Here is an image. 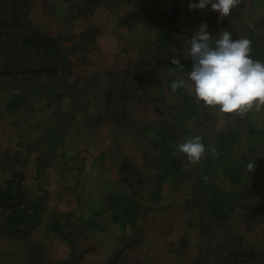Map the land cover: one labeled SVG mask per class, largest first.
Here are the masks:
<instances>
[{
    "label": "trees",
    "instance_id": "16d2710c",
    "mask_svg": "<svg viewBox=\"0 0 264 264\" xmlns=\"http://www.w3.org/2000/svg\"><path fill=\"white\" fill-rule=\"evenodd\" d=\"M60 1L66 5L65 18L87 24L85 30L78 36H71L68 33L53 35L44 29L35 27L29 18L35 0H3L1 2L0 80L8 83L5 88L0 89V93H5L0 95V111L5 107V110L16 113L21 120L27 119L34 109L32 104L34 98H37L38 101L45 99L49 106H52L54 101L61 106L62 101L68 98L73 102L72 108H79L83 104L84 93L99 84L103 77L112 76L113 79H117L123 73L132 77L134 85H132L133 82L129 84L127 79L115 84V87L108 92L107 108L103 114L98 115L94 123L88 125V130H93L100 124L99 122L103 123L107 119L116 125H123V128L126 127V123L132 117L129 110L134 107V104L146 99L153 103L157 111L161 108L159 105L170 107L166 98L154 97L153 93L147 91L148 89L145 90L148 85L146 84V74L149 66H153L157 73H161L164 68L179 70L178 66L172 63L173 59L180 61L184 66V71L187 73L191 71L192 60L177 54L173 48L179 40L178 35L182 32L178 26L180 23L179 2L175 3L169 12L164 13L159 11L158 7H148L147 0ZM74 8L75 11H72ZM122 8L134 10L132 14L135 20L143 25L149 27L157 25L159 28L157 41L153 42V46L136 62L133 68H126L122 72L101 69V72L95 71L90 77H79L77 70L82 67L80 64L87 62L90 53L98 51L97 38L104 24L97 22L96 18L99 13L110 11L118 14ZM125 18L119 19L118 27L127 26ZM231 35L233 40L240 39L234 32ZM252 35L248 39L251 41V50H255L258 45ZM149 44H152L151 41ZM250 56L254 61L264 62V55L252 56L250 54ZM41 77L48 78L47 80L53 79L56 83L52 86L43 83L38 87L28 84ZM71 77L76 79L69 85ZM158 78L160 81L157 83L163 88L165 79L164 77ZM139 84L141 85L139 86ZM64 86L67 87L66 90L57 92V88L61 90V87ZM164 101L166 104H163ZM208 110L205 108L202 114L198 113L188 103L184 106H176L173 111L170 108L167 113H174L180 124L195 117V124L198 127H203V132L196 135L202 137L201 142L205 146V156L201 163L195 164L194 171L183 168V165L188 163L186 154H183V157L178 160L167 158L166 167L169 169L163 174V177L159 175L156 180L154 178L156 181L155 195L161 194L163 186L168 181L167 177H169L173 190L184 189L187 184H190V181L192 185L196 186V197L191 202L188 212L193 216V221H195L204 241L200 254L196 258L197 264L215 263L216 260L213 261L211 258L210 249L215 244L217 236L228 233L237 234V238L244 237V232L240 230L244 226L242 221H245L246 225L252 229L257 227L254 221L247 220L251 219V216L243 215V209L248 208L244 203L252 196L259 199L264 191L262 190L264 175H261V172H264V157L259 149L264 143V129L256 128L255 125L250 124L254 115L248 112L244 115L229 114L230 120H228V128L225 131L207 132L209 128L206 121L208 118L214 117L213 113L216 111ZM160 112L162 114V111ZM72 115L76 116V113L73 112ZM69 117L65 119L68 120L66 124H63L60 118H58L59 120H55V118L37 120L33 126L22 132L19 147L22 149L23 145L27 144L28 151L39 153L37 160L46 159V164L42 162V159L37 162L38 166L49 167L53 165L51 164L52 159L55 158L58 160V164L62 165L64 172L69 171L70 174L65 175L63 179L66 181L68 178L73 181L70 190L78 197L76 205L73 203L71 211L58 214L56 208L58 203H61L58 201L54 205L55 208H52V212L45 216L46 205L45 211L41 210L43 204L49 200L48 194H33L31 189L25 185V172L17 169V166L24 164L22 152L2 153L0 158L4 163L1 166L4 170H9L11 176L0 183V240L12 239L13 241L27 242L32 238L36 229L42 228L47 236L62 240L66 246L68 245L73 250L71 254L78 257L83 248L85 250L90 248L84 247L88 243V240L85 241L82 238L84 230L107 232L118 228L119 232L113 238V242H118V245L122 242L128 243L130 246L134 241L133 238L141 239L146 234L148 211L156 210L161 197L157 199L158 202L156 201L158 204H142L144 190L138 189H143L145 180L142 172L138 171L136 174L125 175L121 183L115 184L111 187V191L100 195L99 198L102 202L100 210L91 209L90 192L86 190V185L82 182L86 161L81 160L77 164L81 152H78L76 148L68 147L66 142L64 143L65 134L69 133L72 124V119ZM39 130H43L44 138L40 144L32 147L34 143L30 134ZM244 130H247L250 138L249 150L251 152L248 155L240 156L236 147L242 146L239 137L244 133ZM174 135L175 132L170 134V140H175ZM41 144H45L46 151L41 149ZM160 146L161 142L158 141L156 147L160 148ZM213 146L219 153L218 156L212 155L211 148ZM97 159L104 160L103 154ZM130 162L127 159V163L124 164V172L132 167L133 164ZM249 162L255 163V171L251 173L247 169ZM97 163L99 164L98 161ZM193 174L194 176H191ZM204 176L209 177L208 183L203 180ZM226 186L229 191L224 190ZM43 212L44 214L41 215ZM254 214L253 217L260 218L258 226L263 227L262 234L264 235V205L259 206ZM128 236L130 240L126 241ZM254 236L251 240L254 242L246 249L240 247L241 242H237L234 237L237 245L233 246L228 256V264H264V240L255 231ZM48 246L46 243L44 245L39 241L34 242L29 251L30 257L34 254H41L42 257L48 254L46 253ZM2 253L4 254V252ZM46 258L48 257L46 256ZM43 262L45 260L39 264H43ZM99 263L103 264L104 261Z\"/></svg>",
    "mask_w": 264,
    "mask_h": 264
},
{
    "label": "rangeland",
    "instance_id": "374dc122",
    "mask_svg": "<svg viewBox=\"0 0 264 264\" xmlns=\"http://www.w3.org/2000/svg\"><path fill=\"white\" fill-rule=\"evenodd\" d=\"M1 2L3 0H0V4ZM146 2L148 7H158L159 11L164 13L169 12L175 3H184L183 9L185 8V13L179 16L180 23L178 25L182 32L178 35L179 40L173 48L177 54L186 59H191L188 53L190 50L189 41L193 35H184L188 32L185 30H198V25L202 22L208 24V32L211 34L213 46H215V40L219 38L220 31L227 29L231 34L232 32L236 35L238 34L239 38H248L250 35L255 34L252 37L256 39L258 46L255 50H251L250 54L252 56L264 55V0H239L238 5L223 20L219 19V13L210 10L211 5L206 10H191L189 8L190 3H199V0H147ZM65 6V3L60 0H35L29 18L36 27L45 25V27H49L51 32L78 36L80 32L85 30L87 24L82 21H72L65 18ZM75 8L72 11H75ZM59 10L64 15V19L58 13ZM133 11L132 9L122 8L118 14L110 11H101L99 13L96 18L97 22L104 24L97 38L98 51L90 53L88 60H86L87 62L80 64L82 67L77 70L79 77H90L95 71L101 72V69L122 72L126 68H133L136 62L153 46V42L157 41L159 37L158 26L152 25L149 27L141 24L138 20H135L132 14ZM57 13L58 15H56ZM72 14H75V12H72ZM124 17H126L127 26L118 27L119 19L121 20ZM150 41L152 44H149ZM171 70L174 69L164 68L161 73H157L153 66L147 67L146 84L148 85L145 87L146 89L144 88L145 90L148 89L147 91H150L156 97L166 98L170 107L159 105L161 108L157 111L149 99H143L144 101L134 104V107L129 110L132 117L130 118V123H126L124 128L122 127L123 125H116L113 121L107 119L103 123L99 122L100 124L95 126L93 130H87L86 133L83 131L85 124L89 120L88 118L93 117V120L94 118L96 119L103 107L107 108L108 92L115 87V84H119L124 79H127L129 84L133 82L132 77L124 73L120 74L117 79H113L112 76L103 77L100 84H96L89 91L92 93L93 99L90 104H87L88 106H85L87 99L84 96L82 97L83 104L79 108H72L73 105L71 104L73 102L69 99H64L61 106L55 101L52 106H49L45 99L38 101L37 98H34L32 99L34 109L29 114L30 121L39 119L50 120V118L59 120L58 118H60L62 123L66 124V121H68L65 120L66 118L70 116L69 119H72L69 133L65 134L64 139L69 134L68 140L70 141L71 138L74 147H77L76 150L81 152L80 157L77 159V164L84 157L88 160L89 177L86 185L90 192L91 209L100 210L102 202L99 194L111 191L108 189H111L115 184L121 183L125 175L129 173L136 174L138 171L142 172L145 185L143 189H138L144 190L142 204H158L157 199L161 197L160 203L157 205L159 207L156 206V210L148 211L147 232L144 237L141 239L138 237L133 238L134 241L130 246H128V243L123 242L118 245V242H113V238L119 232L118 228L107 232L84 230L82 238L85 241L88 240L84 247L90 248L87 250L83 248L79 252V256L74 257L75 254H71L73 250L68 245L66 246L62 240L49 237L42 228H38L36 231L39 230V232L35 233L33 239L39 240L44 245L45 243L48 244L46 251L48 254L43 257L41 254H34V256L30 257L29 251L31 250L32 239L27 242L1 239L0 264H39L42 260H45L43 264H100V261H104L103 264H197L196 258L200 254L204 241L195 221H193V216L188 212L191 202L196 197V186L192 185L190 181V184H187L184 189L173 190L169 177H167L166 180L168 181L163 186L161 194L155 195L154 192L156 177L159 175L163 177V174L169 169V167H166L167 158L178 160L183 157V153H180L176 146L183 143L186 137H194L197 133L203 132V127H198L195 124V117L186 120L184 124H180L174 113L167 112L170 111V108L173 111L176 106H184L187 103L201 114L205 108L211 112L216 110L213 113V115L215 114L214 117H210L206 121L209 128L207 132L227 130L230 117L228 116L229 114L220 113L218 109L205 107L203 102L196 103L194 94H189L184 88H179L173 92L170 87L171 81L180 78L187 79V72L175 70V75L170 76L169 72ZM158 77H164L165 79L163 88L157 83V81H160ZM47 79L41 77L32 80L28 84H32L34 87H38L39 84L43 83H48L50 86L55 85L56 82L53 79ZM73 79L74 77H71L69 81ZM7 83L0 80V89L5 88ZM132 85H134V82ZM66 88L65 86L61 87V90L57 88V92H62ZM4 94V92L0 93V95ZM163 104H166V102L164 101ZM80 108L82 109L80 110ZM88 108L94 115H87ZM160 111H162V114ZM73 112L78 115L79 113H84V115L80 118L78 115H72ZM250 112L254 115V118L250 117L252 122L250 124L255 125L256 128L264 129V108L258 112L255 110ZM17 119L16 115L11 111L5 110V107L0 111V157L2 153L6 152L5 150L10 149L9 143L13 139L12 135L17 133V130L11 124L16 122ZM79 123L80 125H78ZM81 125H83V128L80 127ZM79 130L82 131L79 132ZM172 132H175V140H170ZM43 136V133L30 134V137L38 140L43 139ZM239 138L242 146L240 148L236 147L237 153L240 156L248 155L251 151L249 150L250 138L247 130H244V133ZM158 141L161 142L160 148L156 147ZM41 149L43 150L42 147ZM259 149L264 157V143ZM104 152L107 154L109 161L104 162L105 166L102 169L97 167L91 160L94 156H99ZM33 156L37 155L33 154ZM127 159L133 165L127 169L128 171L124 172V164L127 163ZM56 160L53 158L52 163ZM3 163V159L0 158V180L8 177L9 173L3 171L4 169L1 166ZM33 163L34 161H25L22 166H17V169L26 171V186L28 188L33 191H48L49 200L46 204H43L41 211H45L46 205L45 213L46 215L50 214L58 201L61 202L58 203L56 208L58 214L71 211L74 206L73 203L78 200L77 195L72 194L71 190L58 191L53 189L54 183L52 182L53 185H49L48 179L50 178H45L44 180L40 178L39 183L36 182L34 174L36 169ZM49 167L52 170V180L54 176L59 175L57 174L59 169L63 170L62 165L56 162ZM189 169L194 171L195 164L191 165ZM261 175H264V172H261ZM191 176H194V174ZM59 180L60 182L65 181L63 178L58 179V184ZM67 180L69 179L67 178ZM42 187L50 188L51 190H39L43 189ZM224 190L229 191L228 186ZM262 190H264V186ZM262 193L259 199L252 196L250 200H246L244 204L248 208L243 209V215L251 216L252 218L247 220L254 221L257 227L252 229L246 225L245 221H242L244 226L240 230L244 232V237L237 238V234L228 233L217 236L215 244L210 249L212 260H216L214 264H228V256L233 246L237 245V242H241L239 245L243 249L249 248L251 243L254 242L251 241L255 237L254 231L264 240L263 227L258 226L260 218L252 216L255 215L254 212L259 206L264 205V191ZM86 212L88 211L86 210ZM43 214L44 212L41 215ZM129 240L128 236L126 241ZM115 246L117 247L114 248ZM1 250H4L2 251L4 254H2Z\"/></svg>",
    "mask_w": 264,
    "mask_h": 264
},
{
    "label": "clouds",
    "instance_id": "9594fccd",
    "mask_svg": "<svg viewBox=\"0 0 264 264\" xmlns=\"http://www.w3.org/2000/svg\"><path fill=\"white\" fill-rule=\"evenodd\" d=\"M238 3L239 0H199V3H190L189 8L206 10L211 5L210 10L219 13V19L223 20ZM189 43L191 71L187 73V79L171 81L173 92L184 88L189 94H194L196 103L203 102L205 107L218 109L224 114L244 115L264 108V62L251 58V41L248 38L233 40L231 33L223 29L213 46L208 24L202 22ZM172 63L184 72L179 60L173 59ZM169 75H175V69ZM201 141L202 137L196 135L186 137L176 146L187 156L184 170L201 163L205 156V146ZM211 153L214 157L219 155L214 146ZM247 169L250 173L255 171V163L249 162ZM203 180L208 183L209 177L204 176Z\"/></svg>",
    "mask_w": 264,
    "mask_h": 264
},
{
    "label": "crops",
    "instance_id": "0c3cea01",
    "mask_svg": "<svg viewBox=\"0 0 264 264\" xmlns=\"http://www.w3.org/2000/svg\"><path fill=\"white\" fill-rule=\"evenodd\" d=\"M183 7H184V3L183 2H180V14H179V16L180 15H183L184 13H185V8L183 9ZM64 9H65V7H64ZM183 9V10H182ZM182 10V11H181ZM58 13L61 15V17L64 19V15H62V13L60 12V10L58 11ZM58 13L56 14V15H58ZM65 14H66V12H65ZM36 27V26H35ZM38 28H41V29H44V30H46V31H48V32H50L51 34H53V35H57V34H59V33H56V32H51V31H49V27L47 28V27H45V25L44 26H42V27H40V26H38ZM179 29H181L180 27H179ZM184 31V30H183ZM185 31H188L187 33L185 32ZM184 32L186 33V34H184V35H194L195 34V31H197V30H194V29H191V30H185ZM102 35V34H101ZM101 37V36H100ZM99 41H100V39H99ZM76 78H74L72 81H69L68 83H72L74 80H75ZM106 79V78H105ZM70 80V79H69ZM69 84V85H70ZM100 84V83H99ZM94 88V87H93ZM90 90H88V91H86L85 93H84V97L87 99V101H86V106H88L87 104L89 103H91L92 102V99H93V96H92V93H90L89 92ZM155 96V95H154ZM156 97V96H155ZM157 97H159V96H157ZM65 99H68V98H65ZM42 101V100H41ZM72 105V104H71ZM88 113H87V115H94V113H92V112H90V108H88ZM105 111V107H103V109L98 113V115H101V114H103V112ZM15 115H16V118H18L17 119V121L16 122H12L13 124H11V126L12 127H14L16 130H17V133H16V135L15 134H13L12 136H13V139H11V141H10V143H9V148L10 149H7V150H5L6 152H11V153H13V152H17V151H21L22 152V162H30V161H34V163H33V165H34V167H35V169H36V171L34 172V174H35V180H36V182H38L39 183V181H40V178L42 179V180H44L45 178L46 179H48V178H50V179H48L49 180V185H53L52 184V182L54 183V186H53V189H56V190H70L71 188V185H72V183H73V181H70V180H67L66 179V181H64V182H60V180H59V184L57 183V180L58 179H61V178H63V177H65V175L66 176H68V174H70L69 173V171H65L64 172V170H60L59 169V173H57V174H59L58 176L56 175V176H54V178L55 177H57V178H53V180H52V177L51 176H53L52 175V170L50 169V167H47V166H38V165H36L37 164V162L38 161H41L42 159H40V160H37V156L39 155V153H37L36 151H32V150H30V151H28V149H27V144H24L23 146V148L22 149H20V140H21V137H22V132L23 131H26L27 130V128H29L30 126H33L35 123H36V121H30V119L29 118H27V119H20L19 117H18V115L15 113ZM78 114L76 113V116H77ZM84 115V113H79V117L81 118V116H83ZM89 120L87 121V123L85 124V129L83 130L85 133L87 132V130H88V125H90V124H92V122H94L95 121V118H94V120H93V117H91V118H88ZM78 125H80V123L78 124ZM81 128H83V125H81L80 126ZM77 128V127H76ZM81 128H78V129H81ZM66 130H68L67 128H66ZM66 130H65V132H66ZM95 130V129H94ZM82 130H79V132H81ZM34 133H35V135L37 134V133H43V130H39V131H34ZM68 137H69V135L64 139V143L66 142L67 143V146L68 147H72V148H76L77 149V147H74V144H73V142H72V139L70 138V141L68 140ZM31 138V140L33 139V137H30ZM32 142L34 143L33 145H32V147H35V146H37L38 144H40L41 142H42V139H33L32 140ZM42 145V148H43V150H47L46 148V146H45V144H41ZM33 154H36L37 156H33ZM101 154H103V157H104V160H102V161H99L98 159H97V157H99ZM99 156H94L93 158H92V162L97 166V167H103V166H105L104 165V162H106L109 158L107 157V154L104 152V153H101ZM82 160H85L86 162H85V171H84V173H83V175H82V182L83 183H85V185L87 184V178L89 177V172H88V168H87V166H88V160H87V158H83ZM97 161L99 162V164L97 163ZM109 161V160H108ZM42 162H44L45 164H46V159L44 158L43 159V161ZM58 163V160H56V161H53V163ZM52 163V164H53ZM59 168H60V166H59ZM24 169V168H23ZM103 169V168H102ZM22 170V169H21ZM3 171H7V172H9V170H7V169H5V170H3ZM24 171V170H23ZM25 172V174H26V171H24ZM11 173L9 172L8 173V177L9 176H11L10 175ZM7 178V177H6ZM5 178V179H6ZM5 179H2V180H0V183H3L4 181H5ZM26 180H27V177H26ZM40 183H46V182H40ZM65 183V184H64ZM25 185H26V182H25ZM46 186V185H45ZM58 186V187H57ZM27 188H28V186H27ZM43 188V187H42ZM51 190L50 188H43V189H39V190ZM86 190L88 191L89 190V188L87 187V185H86ZM108 190H110V189H108ZM32 191V193L33 194H35V195H38V194H45V193H47V192H40V191H33V190H31ZM102 194V193H101ZM101 194H99V196L101 195ZM45 216H46V213H45ZM43 219H44V216H43ZM37 230V229H36ZM36 232H39V230L38 231H35V232H33V234H32V240H31V245L34 243V242H37V241H39V240H35V239H33V237L35 236V233ZM30 253V252H29ZM3 254V253H2Z\"/></svg>",
    "mask_w": 264,
    "mask_h": 264
}]
</instances>
